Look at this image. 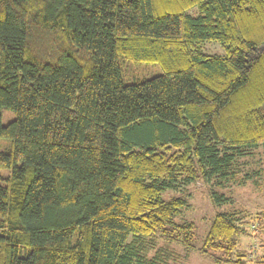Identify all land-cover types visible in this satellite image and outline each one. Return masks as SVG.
<instances>
[{"label": "trees", "instance_id": "obj_1", "mask_svg": "<svg viewBox=\"0 0 264 264\" xmlns=\"http://www.w3.org/2000/svg\"><path fill=\"white\" fill-rule=\"evenodd\" d=\"M127 64L161 74L128 84ZM3 109L0 264H264L241 247L264 248V210L217 212L195 248L163 198L264 149V0H0Z\"/></svg>", "mask_w": 264, "mask_h": 264}, {"label": "rangeland", "instance_id": "obj_2", "mask_svg": "<svg viewBox=\"0 0 264 264\" xmlns=\"http://www.w3.org/2000/svg\"><path fill=\"white\" fill-rule=\"evenodd\" d=\"M203 52L211 55H223V49L220 45L214 43H206L203 46ZM161 70L156 65L151 64H127L126 71L123 74L125 83L140 82L148 80L154 76L160 75ZM14 118L13 113L8 109L1 111L0 123L5 126ZM8 142L0 140V150H6ZM247 157L239 161V171L236 181L228 182L223 186H212L196 181L193 184L176 192H167L163 194L165 200L181 196L186 200V207L176 218L177 223L192 222L193 224V246L198 248L202 243L204 235L208 229L209 223L217 212L234 210L245 211L250 214L264 210V186L260 179L256 176L259 171L264 169V149L258 148L247 153ZM9 171L1 170L0 176L8 175ZM245 175L251 176L249 180L244 182L239 179ZM224 195L229 199L228 204L222 206H214L210 200L211 193ZM262 240L256 237L243 238L241 247L248 250L250 247L254 249V257L264 255L262 248ZM178 254V263L176 264H213L207 257L199 255L196 251H188L180 247H175ZM253 258V257H252Z\"/></svg>", "mask_w": 264, "mask_h": 264}]
</instances>
